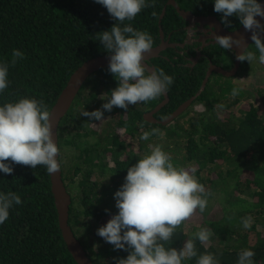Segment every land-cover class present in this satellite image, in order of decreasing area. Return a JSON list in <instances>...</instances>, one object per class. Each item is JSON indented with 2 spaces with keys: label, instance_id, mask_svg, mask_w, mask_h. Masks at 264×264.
Segmentation results:
<instances>
[{
  "label": "trees",
  "instance_id": "16d2710c",
  "mask_svg": "<svg viewBox=\"0 0 264 264\" xmlns=\"http://www.w3.org/2000/svg\"><path fill=\"white\" fill-rule=\"evenodd\" d=\"M168 1L147 0L152 6L123 23L148 32L153 38L152 47L161 41V28L165 35L172 32L184 37L182 27L186 20ZM175 1L195 15H214L222 22V13L214 11L215 0ZM164 7L166 13L160 20ZM228 20L230 24H223L229 29L243 25L235 15ZM116 23L106 7L96 0H0V64H8V87L0 92V106L30 98L43 101L51 111L79 66L91 58L111 54L97 37ZM251 46L248 51L259 60L254 43ZM15 49L23 52L24 58L13 65ZM162 53L169 59L158 56L152 59V64L174 77L168 91L172 93L177 87L188 90L175 101L172 96L171 103L155 115L159 120L166 119L180 103L195 95L205 78L201 69L194 75L192 86L183 84L177 60L172 58L175 50ZM251 64L247 60L241 62L239 73L246 74ZM93 74L89 78L91 82L84 84L60 121L59 150L63 181L73 201L69 223L94 264H116L117 259L129 255L131 249H115L97 235V229L118 213L114 193L125 183L128 168L149 155L150 146L157 145L171 157L175 167L195 166L193 175L206 192H211L205 210L201 212L197 208L175 230L165 247L179 251L186 240L193 239L197 256L182 260V264H197L198 257L205 253L213 254L220 264H237L243 249L254 251V264H264V83L258 80L261 85L256 96L250 92L251 88L249 91L227 84L223 92L217 91L221 93L218 97L209 83L194 100L191 107L194 106L196 116L188 120L190 125L186 127L187 111L167 124L145 122L144 111L157 106L164 95L130 104L127 110L115 106L111 111L104 110L102 105L106 100L99 95L110 97L119 81L108 67ZM233 88L240 89L235 97L231 95ZM222 100L230 109V116L223 120L215 108ZM97 109L111 117L103 135L93 140L91 137L98 132L93 126L98 120H90L81 112ZM153 128L164 136L153 134L147 140L140 138L143 132H151ZM11 166L12 174L0 171V193L15 192L22 204L14 205L8 219L0 224V264H78L59 226L46 167ZM248 216L253 223L245 229L242 219ZM203 228L212 233L205 244L194 235Z\"/></svg>",
  "mask_w": 264,
  "mask_h": 264
},
{
  "label": "clouds",
  "instance_id": "9594fccd",
  "mask_svg": "<svg viewBox=\"0 0 264 264\" xmlns=\"http://www.w3.org/2000/svg\"><path fill=\"white\" fill-rule=\"evenodd\" d=\"M96 2L106 7L110 16L117 21L110 30L99 33L97 37L103 48L111 53L108 71L119 81L110 97L101 95L100 98L106 100L102 108L111 111L115 106L127 110L130 104L137 105L165 95L174 77L165 74L163 69L149 70L142 63L145 54L152 50V36L123 23L133 20L143 8L152 5L147 0ZM214 11L222 13L221 20L226 26L230 24L228 17L235 15L239 18L244 28L252 32L251 39L259 52V62L264 64V41L259 34L264 32V25L256 19V16L264 17V8L258 0H215ZM214 40L225 50H232L233 46L242 49L236 56L240 62L247 60L251 63L256 59L253 52L246 51L242 37L217 35ZM12 57L11 63L14 65L18 59L24 58V53L15 49ZM7 75L8 64H0V92L8 87ZM239 91V88H233L231 95L235 97ZM50 113L43 101L30 98L0 106V171L12 174L11 164L32 168L43 165L49 174L60 170L57 160L59 148L53 138ZM81 115L90 120L103 119L100 109L91 112L83 110ZM153 134L164 136L159 129L153 128L151 132H143L140 138L147 140ZM150 147L149 155L128 168L125 183L114 193L118 213L97 229V235L115 249H131L127 258L117 259L116 264H182V260L197 256L193 239L186 240L179 251L165 247V244L171 241L175 230L189 220L197 208L201 212L205 210L211 192H206L197 181L193 175L195 168H177L161 146ZM19 204H22V200L15 192L0 193V224L8 219L9 210ZM252 223L251 216L242 219L245 229L251 228ZM194 235L205 244L212 233L203 228ZM254 255L250 249L241 250L237 264H254ZM197 264L220 262L213 254L205 253L198 257Z\"/></svg>",
  "mask_w": 264,
  "mask_h": 264
},
{
  "label": "water",
  "instance_id": "95a60500",
  "mask_svg": "<svg viewBox=\"0 0 264 264\" xmlns=\"http://www.w3.org/2000/svg\"><path fill=\"white\" fill-rule=\"evenodd\" d=\"M169 3L173 4L177 11L181 14V16L188 20L193 21L196 19L192 11L185 10L180 7V5L175 0H170ZM262 8H264V0H261L259 3ZM166 13V8H163L162 13L160 15V20L164 17ZM201 19V18H199ZM203 19V18H202ZM256 19L260 21L262 25H264V17L256 16ZM214 23L216 24L215 27H218V30L221 31V34L218 35H230L236 38H243L245 47H249L252 43H254L251 39L252 32L250 30H246L243 25L236 31L230 32L224 28L222 23L214 16L212 18ZM210 24H213L210 22ZM261 38L264 39V32L259 33ZM161 35L164 37V30L161 28ZM165 47V44L158 45L152 47L151 52L145 54V59L142 60V63L146 65V67L151 70L155 68L154 66L150 65L147 61L152 57H157ZM232 50H237V54H239L242 49L236 48L233 46ZM111 54L101 55L94 58H91L84 62L81 66H79L74 73L70 76L66 86L61 91L57 101L55 102L54 106L51 109L50 113V121L53 130V138L54 141L57 143L59 148V125L61 119L65 116V114L70 109L71 105L73 104L74 100L76 99L78 93L82 89L86 80L96 71L106 68L109 65ZM240 66V61L237 62L235 68L233 70H226L224 68H217L224 76L231 77L233 76ZM211 71L208 72L206 75L201 89L190 99L184 101L170 116L166 119L159 120L154 116V113L157 112L164 103L168 100V92L164 95L165 100L156 106L153 112H147L145 114V118L149 122L153 123H162L167 124L174 120L176 117L181 115L191 104L192 102L202 93L204 90L206 83L209 80ZM58 163L60 164V170L54 174H50L51 178V188L55 199V204L58 212V221L59 226L62 231L63 238L67 244L69 252L72 254L74 259L77 261L78 264H94L92 259L88 256L87 251L85 250L84 246L80 242V240L76 237L70 223V207L72 205V195L67 190L66 185L63 181L62 176V168H61V161H60V150L57 157Z\"/></svg>",
  "mask_w": 264,
  "mask_h": 264
},
{
  "label": "flooded vegetation",
  "instance_id": "af4514ba",
  "mask_svg": "<svg viewBox=\"0 0 264 264\" xmlns=\"http://www.w3.org/2000/svg\"><path fill=\"white\" fill-rule=\"evenodd\" d=\"M194 16L196 17V19H193V21H188L185 19L186 23L182 27L185 30V34H184L185 36L184 37H182L181 35L176 36V34H172V32L168 33L167 35H165V33H164V37H162V35H161V41L158 45L160 46V45L165 44V47L163 48V50L161 51L159 56L167 58L168 56L163 55L162 52L169 51V49L175 50L176 54L172 55V58L177 60V67H178L177 70L181 71L179 73V75L182 76V79L184 82L183 84H185L187 86H189V85L192 86V84L194 82V75L199 73L201 69L205 71V77L208 74V72L211 71L209 80L206 83V86L204 88V90H205L207 85H209L211 79L214 76L216 77L217 75H222V73L220 71H218L217 68H224L226 70H233L235 68V66L238 62V60L236 59L237 50H225V49L221 48L218 44H216L214 37L217 36L219 33L221 34V31L218 30V27H215L216 24L212 20V18H214V15H195L194 14ZM199 18H201V19H199ZM210 22H212L213 24H210ZM222 25L224 26V28L226 30H228L230 32L236 31L237 29H239L241 27V26H239L236 29H229L223 23H222ZM173 31H178V30L175 29ZM191 32L194 35H192ZM160 33H161V31H160ZM249 47L246 49V51H248ZM154 58H158V56L150 58L147 62L150 65L154 66L156 69V65L152 64V59H154ZM168 59H169V57H168ZM200 63H202L201 66L199 65ZM205 63L207 65H205ZM240 67H241V62H240V66H239L237 72L233 76H231L230 78L238 75V73L240 71ZM201 87H202V84H201L199 90L201 89ZM187 90L188 89L184 90L182 87H179V88L177 87V88H175V91L172 93L167 91L168 92V100L164 103V105L157 112L154 113V116L164 106L171 103L172 96H173V99L175 101L176 97L178 98L181 96H185L186 95L185 92ZM103 95H105V94H103ZM193 96L194 95L189 96V97L191 98ZM99 97H101V94L99 95ZM190 98H188V99H190ZM188 99H186V100H188ZM164 100H165V96L158 104H160L161 102H164ZM186 100H184V101H186ZM182 103H180L178 105V107ZM193 104H194V102L188 107V109ZM155 108H156V106H154L150 110L148 109V111H144L142 116L145 119V122H149L146 120L145 114L147 112H153V110ZM177 108H175V110ZM175 110H172L167 115V117L170 116ZM109 115L110 114L103 115V116H109ZM143 128H145V125L140 127V129H143Z\"/></svg>",
  "mask_w": 264,
  "mask_h": 264
},
{
  "label": "rangeland",
  "instance_id": "374dc122",
  "mask_svg": "<svg viewBox=\"0 0 264 264\" xmlns=\"http://www.w3.org/2000/svg\"><path fill=\"white\" fill-rule=\"evenodd\" d=\"M252 47L253 46H251V48ZM245 68L246 67H244L243 71L245 70ZM263 69H264V64H261L259 62V60L256 58L255 60L252 61V64L248 67V70H247L246 74H244V75H241V72H240L237 76L232 77V78L223 76V74L220 76L217 75L216 77L214 76L210 81V84L214 90L213 91L214 95L217 97L220 96L221 93H218L220 91V89L223 92V88L227 84H230V85H236L240 88L243 87V88L248 89V90H249V88H251L252 91H250V90L249 91L252 93V95L256 96L258 94L257 89H258L259 85H261V83L258 82V80H260L264 83V75H263L264 70ZM93 75H95V74H93ZM89 78L87 79L86 85L91 82ZM245 94H246V92H245ZM221 105L223 107H221ZM244 106H245V108H248L247 104H245ZM215 108H216V113L218 114V117L220 119H222V118L226 119L227 117L230 116V109L228 106L224 105L223 100L221 103L220 102L216 103ZM194 113H195V109L193 106V107H191V109L189 108V110H187L186 114L184 115L187 117L186 118V120H187L186 121V127L188 125H190L188 123V120L191 119L192 117L196 116ZM109 117H111V115L103 116V119L101 121H98L94 124L93 129H97L98 132H97V135L95 137H91L93 140L99 139L103 135V129L107 126V122H109V120H110ZM183 119H185V117ZM110 162L112 163L113 160H110ZM193 168H195V166L194 167L193 166H186V170H188V169L191 170Z\"/></svg>",
  "mask_w": 264,
  "mask_h": 264
}]
</instances>
